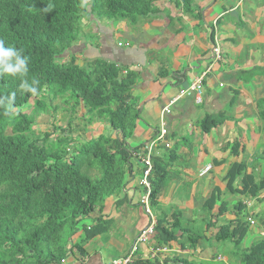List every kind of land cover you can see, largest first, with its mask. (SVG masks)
I'll use <instances>...</instances> for the list:
<instances>
[{"label":"crops","instance_id":"0c3cea01","mask_svg":"<svg viewBox=\"0 0 264 264\" xmlns=\"http://www.w3.org/2000/svg\"><path fill=\"white\" fill-rule=\"evenodd\" d=\"M155 6L156 15L135 24L95 17L81 21L78 64L104 59L133 73L132 99L140 119L129 140L137 151L124 189L83 219L72 241H85L84 228L90 231L98 222L102 233L83 244L85 256L75 249L62 264L124 259L151 217L156 229L176 221L180 226L163 246L166 264H243L241 252L264 239V190L255 198L241 193L249 178L256 185L264 179V0H193L190 11L177 0H156ZM215 47L220 60H214ZM204 74L202 104L187 94L164 119L170 147L156 143L152 165L162 161L166 180L154 205L149 195L147 215L140 203L146 189L140 185L139 156L156 141L163 110ZM207 119L218 124L205 132ZM234 166L244 172L230 187ZM207 167L211 170L203 175ZM239 223L248 231L236 250L220 237L221 229L232 232ZM156 235L140 245L133 264H158L150 251L161 247Z\"/></svg>","mask_w":264,"mask_h":264},{"label":"trees","instance_id":"16d2710c","mask_svg":"<svg viewBox=\"0 0 264 264\" xmlns=\"http://www.w3.org/2000/svg\"><path fill=\"white\" fill-rule=\"evenodd\" d=\"M192 1L177 3L190 11ZM155 2L0 0V39L5 47L22 49L29 57L27 78L38 80L39 92L23 91L17 78H0V96L16 94L12 115H5L0 107V264H62L75 249L85 256L83 244L102 233L98 222L90 231L84 228L85 241H72L81 221L101 211L108 198L124 189L137 151L129 144L140 119L132 99L136 76L104 59L86 60L80 66L75 45L82 19L135 24L158 13ZM33 99V114L24 112ZM55 100L68 108V122L62 121L40 139L33 138L35 117L48 113V104ZM77 120L86 129L96 123L108 126L111 134L87 139L74 125ZM217 124L207 119L203 129L208 132ZM161 162L153 161L149 177L152 205L166 180ZM243 172V166L232 168L230 187ZM248 181L241 193L255 198L264 190V179L258 185L252 178ZM214 202L211 199L206 208L213 209ZM179 227L177 221L169 228L158 226V245L173 241V230ZM221 231L220 240L231 241L239 250L248 225L239 223L232 232ZM240 256L243 264H264V239Z\"/></svg>","mask_w":264,"mask_h":264},{"label":"built area","instance_id":"2783aa9c","mask_svg":"<svg viewBox=\"0 0 264 264\" xmlns=\"http://www.w3.org/2000/svg\"><path fill=\"white\" fill-rule=\"evenodd\" d=\"M122 45H119L121 47ZM213 56L214 60H220L221 59V50L218 47H215L213 50ZM208 70L206 74L209 72ZM126 74V73H125ZM204 74L202 77L196 80V82L185 92H181L179 96L170 102V104L163 110L162 117H161V130L156 138V141L154 143H151L147 147L144 148L143 154L139 157L141 158V162L144 166V171L142 175V180L140 182V185L146 189V194L141 198V205L143 206L145 212L147 215H151V211L149 209V195H150V182L149 177L152 175V155L153 150L155 148L156 143L161 142L165 144L166 148H169V143L166 142V136H167V130L165 128V117L171 114V108L175 105V103L182 98L185 95L192 94L194 96V100L196 105L202 104V96H203V78L205 77ZM211 170V167H207L203 175L207 174ZM251 225H254V222L252 220H249ZM156 232V222L152 219L150 220L149 225L143 229L140 234L138 235L135 243L133 244L132 248L130 249V252L128 255L119 261L113 262L112 264H133L134 258L136 253L139 250L140 245L148 243L150 238H152L155 235ZM151 255L153 260H155L158 264H166V254L168 252L167 247H154L151 250Z\"/></svg>","mask_w":264,"mask_h":264},{"label":"clouds","instance_id":"9594fccd","mask_svg":"<svg viewBox=\"0 0 264 264\" xmlns=\"http://www.w3.org/2000/svg\"><path fill=\"white\" fill-rule=\"evenodd\" d=\"M29 57L23 54L22 49L5 47V41L0 39V78H17L20 80V88L33 95H38V80L27 78L29 72ZM15 92L0 96V107L5 108V115H12V106L15 103Z\"/></svg>","mask_w":264,"mask_h":264},{"label":"rangeland","instance_id":"374dc122","mask_svg":"<svg viewBox=\"0 0 264 264\" xmlns=\"http://www.w3.org/2000/svg\"><path fill=\"white\" fill-rule=\"evenodd\" d=\"M35 103V99L31 100L25 107L24 112L33 114ZM48 106V113L40 114L39 116L35 117V125L32 127V137L35 139H40L45 133L53 132L54 128H57L62 121L65 122L64 124L68 122V112H66L68 108L64 106L60 100H55L52 104L49 103ZM57 106H59L58 110L54 112V109ZM78 115L80 116L81 113H78ZM74 123V125L79 129V133L84 132V136L87 139L97 137L101 134H111V132L108 130V126L102 125L100 123H96L91 127H87V129L84 122L81 120H77ZM90 174L91 176L97 175L96 172H91Z\"/></svg>","mask_w":264,"mask_h":264}]
</instances>
